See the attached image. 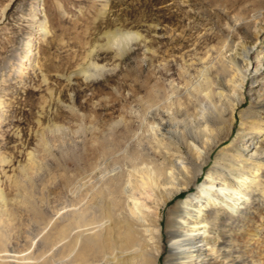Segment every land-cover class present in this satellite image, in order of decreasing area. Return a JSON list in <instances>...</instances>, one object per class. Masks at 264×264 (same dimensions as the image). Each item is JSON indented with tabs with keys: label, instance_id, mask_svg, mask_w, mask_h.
<instances>
[{
	"label": "rangeland",
	"instance_id": "374dc122",
	"mask_svg": "<svg viewBox=\"0 0 264 264\" xmlns=\"http://www.w3.org/2000/svg\"><path fill=\"white\" fill-rule=\"evenodd\" d=\"M255 22L264 24V0H0V188L7 202L0 232L12 246H22L21 232L36 235L48 223L55 236L65 211L91 202L102 176L153 159L150 128L163 117L167 98H180L204 68L217 65L223 46L248 42ZM24 56L32 57L31 64L19 77L15 70ZM250 63H264V50ZM255 87L253 78L246 80L236 114L252 113L260 130L233 147L236 116L196 183L227 145L230 163L247 142L264 150V101L251 108L248 95ZM185 116L186 110L177 120ZM29 158L34 167L23 175ZM229 169L221 170L232 183ZM232 228L242 238L227 253V264H264V167L245 221ZM48 262L60 264L63 256L48 252Z\"/></svg>",
	"mask_w": 264,
	"mask_h": 264
},
{
	"label": "bare ground",
	"instance_id": "6f19581e",
	"mask_svg": "<svg viewBox=\"0 0 264 264\" xmlns=\"http://www.w3.org/2000/svg\"><path fill=\"white\" fill-rule=\"evenodd\" d=\"M41 33L44 35L45 30ZM246 33L248 42L229 49L223 46L218 64L204 68L199 78L183 88L180 98H167L170 103L163 117L150 128L152 143L148 145L153 159L133 171L102 176L91 202L65 211L63 226L55 236L48 233V223L36 235L21 232L22 246H12L10 236L0 232V264H49L48 252L60 253L63 264H159L163 255V264L231 262L232 255L227 253L242 238L239 232L234 233L232 222L245 221L251 194L264 167V150L247 142L230 163L224 153L227 145L219 149L202 182L196 183V176L218 148L219 135H229L237 117L236 138L230 143L235 142L233 147L260 130L252 113L236 114L249 78L259 86L248 90L250 107L260 109L264 101V63L253 68L250 63L252 54L264 50V24L255 22ZM258 37L262 39L258 41ZM31 59H19L15 66L19 77ZM191 105L196 109L188 114ZM185 110L186 119L178 121L177 116ZM2 116L0 112V122ZM106 152L103 147L101 155ZM28 160L23 175L34 167L33 159ZM246 164L252 168L245 170ZM227 167L232 183L223 178L221 169ZM188 189L194 192L176 199ZM6 203L0 188V223ZM4 221L9 231L10 223L6 218ZM254 232H248V237L255 236Z\"/></svg>",
	"mask_w": 264,
	"mask_h": 264
}]
</instances>
